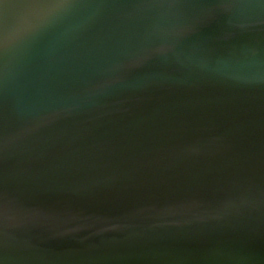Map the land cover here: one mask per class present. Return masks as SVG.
Returning <instances> with one entry per match:
<instances>
[{"label": "water", "instance_id": "1", "mask_svg": "<svg viewBox=\"0 0 264 264\" xmlns=\"http://www.w3.org/2000/svg\"><path fill=\"white\" fill-rule=\"evenodd\" d=\"M0 264H264V0H0Z\"/></svg>", "mask_w": 264, "mask_h": 264}, {"label": "snow or ice", "instance_id": "2", "mask_svg": "<svg viewBox=\"0 0 264 264\" xmlns=\"http://www.w3.org/2000/svg\"><path fill=\"white\" fill-rule=\"evenodd\" d=\"M39 2H41V3H46L47 0H39Z\"/></svg>", "mask_w": 264, "mask_h": 264}]
</instances>
